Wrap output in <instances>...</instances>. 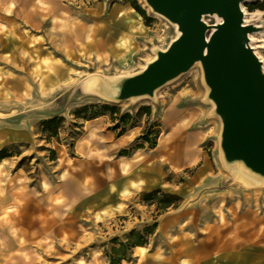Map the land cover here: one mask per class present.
I'll list each match as a JSON object with an SVG mask.
<instances>
[{
    "label": "rangeland",
    "instance_id": "374dc122",
    "mask_svg": "<svg viewBox=\"0 0 264 264\" xmlns=\"http://www.w3.org/2000/svg\"><path fill=\"white\" fill-rule=\"evenodd\" d=\"M242 4L264 64V0ZM126 11L136 27L117 29L113 22ZM202 19L221 21L217 14ZM73 27L82 36L73 37ZM177 36V26L146 0H0V149L7 154L0 158V262L30 255L32 264H109L112 238L156 222L144 255L133 247L120 264H264V182L245 185L233 174L239 162L223 160V123L202 63L150 93L123 96L125 83ZM91 102L129 112L125 130L112 128L109 113L76 118ZM143 106L148 115L138 112ZM53 116L63 118L58 138L42 131ZM146 126L159 129L154 146L137 139ZM63 180L73 190L58 187ZM153 189L176 194V205L159 212L157 201L144 203L142 193ZM24 202L37 206L27 210L37 222L24 226L30 232L57 218L42 245L9 244L20 225L4 223ZM241 229L258 245L199 244L228 241ZM239 234L236 242L245 240Z\"/></svg>",
    "mask_w": 264,
    "mask_h": 264
},
{
    "label": "water",
    "instance_id": "95a60500",
    "mask_svg": "<svg viewBox=\"0 0 264 264\" xmlns=\"http://www.w3.org/2000/svg\"><path fill=\"white\" fill-rule=\"evenodd\" d=\"M146 1L154 11L175 22L180 35L125 83L123 96L150 93L200 60L222 119L225 152L236 153L264 171V72L247 44V33L253 26L243 23V0ZM205 14H217L222 20L207 24L202 19ZM209 28L213 31L207 40Z\"/></svg>",
    "mask_w": 264,
    "mask_h": 264
},
{
    "label": "trees",
    "instance_id": "16d2710c",
    "mask_svg": "<svg viewBox=\"0 0 264 264\" xmlns=\"http://www.w3.org/2000/svg\"><path fill=\"white\" fill-rule=\"evenodd\" d=\"M140 110H144L147 115L149 114V106L141 107L138 112H140ZM118 111V108L113 104L111 105L108 103L91 102L79 106L75 110L74 114L76 118L87 120L105 113H109L110 117L115 121L112 128L117 130L118 134H120L125 130L131 114L129 112L120 114ZM62 120V116H53L51 118L44 119L41 122L42 131L47 134L48 138H58V127ZM72 126H77L76 122L73 123ZM73 133H75V131ZM158 134L159 129H152L150 126H146L137 139L149 142L150 146H154ZM140 146L141 143L137 144V147ZM5 156H7V154L4 152V149H0V158ZM154 198H157V200H154ZM178 198L179 197L176 194L164 192L160 189H153L151 191L142 193V201H144V203L150 204L154 201L158 202L157 209L159 212L166 210V208L171 205H176L174 200ZM156 225V222H154L151 225L143 226L142 229H132L122 240L118 237L112 238L111 242L113 245L110 247V250L107 251L109 264H120L123 259H126L128 255L131 254V250L134 246H143L147 244L149 237L155 231Z\"/></svg>",
    "mask_w": 264,
    "mask_h": 264
},
{
    "label": "crops",
    "instance_id": "0c3cea01",
    "mask_svg": "<svg viewBox=\"0 0 264 264\" xmlns=\"http://www.w3.org/2000/svg\"><path fill=\"white\" fill-rule=\"evenodd\" d=\"M117 9H113L112 10V14L111 16L114 14V12H116ZM130 12H122L121 14L117 15V20L115 22H113V24L116 26L117 29L123 28L124 26H127V24H129L131 26V28H133L135 26V21L132 20V18L130 17ZM126 18V24L124 26H120L121 23L123 22V20ZM136 27V26H135ZM98 29H100L98 27ZM101 33H104V29L101 28ZM99 30V31H100ZM83 32L82 30L78 29L77 27H73V37H80L82 36ZM114 37V33L107 35L106 39H112ZM184 159V157H183ZM3 160V159H2ZM122 165V162H121ZM56 186H54L55 188ZM58 187L63 188L64 190H73V181L71 180H63ZM103 191L100 190L98 191V193H93L92 195H98L100 193H102ZM37 206L34 203H30V202H24L21 205L20 210L14 209L13 211L10 212V218L8 220H6V222L4 223L6 226L8 227H13L15 225H20L19 229H16L17 231H14L12 233H14L15 236H13L12 238H9V244H16L17 242L20 244H23L26 241H33L36 240V242L38 244H43L46 239L48 238V236L50 235V231L51 229L55 226L56 223V219L57 218H53L51 220L48 221H40L41 223H43V225L39 224L38 225V230L30 232L27 228L35 225L37 222H34V220L32 219L31 216H29V214L27 213L28 209H35ZM39 223V222H38ZM24 226H26L27 228H25ZM227 226V227H226ZM224 227H226V229H229L230 225H226ZM246 224H237V229L240 227H245ZM240 233V234H239ZM238 234L239 235H243L245 240H241L239 242H236V240H238ZM251 232L248 231L247 229H241V230H237V234L234 235L233 238L228 239V241H223L221 238L215 239L214 242L212 241H208L206 243L204 242H199L200 245H212V243L216 246L218 245V247H227V246H233L235 245L234 243H239L241 245L244 246H257L258 242H252L251 240ZM262 237V236H261ZM30 239V240H29ZM262 241H264V237H262ZM262 241H259L260 243ZM203 243V244H202ZM134 248L138 251V253L140 255H144V250L145 247L142 245H137L134 246ZM142 248V250H140ZM37 253V252H36ZM33 258L30 255H25L23 257H9L8 259H2V261L0 262V264H32L33 262Z\"/></svg>",
    "mask_w": 264,
    "mask_h": 264
},
{
    "label": "bare ground",
    "instance_id": "6f19581e",
    "mask_svg": "<svg viewBox=\"0 0 264 264\" xmlns=\"http://www.w3.org/2000/svg\"><path fill=\"white\" fill-rule=\"evenodd\" d=\"M240 8H241V11H242V18H243V23L244 24H247L246 22L248 21V11H246L245 7L243 6L242 4V1L240 2ZM162 15V14H161ZM222 20V19H221ZM221 22V21H220ZM126 24V21L122 22L120 26H124ZM174 25L177 26V24L175 22H173ZM178 28V27H177ZM101 29V28H100ZM98 29V27L93 30L96 31L97 33H101V30ZM100 30V31H99ZM261 33V32H260ZM264 33V32H262ZM180 35V31L178 29V36ZM253 34L252 33H247V40H250V42L248 41L247 44H248V47L252 49V51L255 52L254 50V47L253 45H251V40H253V37L252 36ZM256 38V37H255ZM207 40H208V37H207ZM116 43L118 45H123L124 47L128 48L129 47V44H125V38L124 37H119L117 40H116ZM253 43V42H252ZM254 44V43H253ZM257 44V43H255ZM257 51V50H256ZM128 53V52H127ZM126 53V54H127ZM256 54V52H255ZM257 55V54H256ZM154 56V55H153ZM258 61L260 63L261 61V58L260 56H258ZM152 58V57H151ZM157 58V57H156ZM155 60V59H154ZM201 62L200 60H196L194 63H199ZM193 63V64H194ZM260 65V68L262 70V72H264V64H259ZM141 67H143L141 65ZM224 161L227 163V164H231V162H239V165L241 166L242 169H239V165H233L235 163H233L232 167H234L233 170V174L235 175L236 178H238L242 183H244L245 185H254L256 184V182H264V171H261L259 169H256L254 168L252 165H250L243 157H241L240 155L238 154H227L226 152L224 153ZM237 164V163H236ZM223 165V164H222ZM231 167V168H232ZM142 249V248H141Z\"/></svg>",
    "mask_w": 264,
    "mask_h": 264
}]
</instances>
